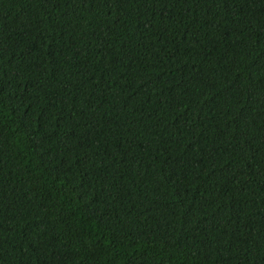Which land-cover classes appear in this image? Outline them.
I'll return each instance as SVG.
<instances>
[{
	"label": "trees",
	"instance_id": "obj_1",
	"mask_svg": "<svg viewBox=\"0 0 264 264\" xmlns=\"http://www.w3.org/2000/svg\"><path fill=\"white\" fill-rule=\"evenodd\" d=\"M0 264H264V0H0Z\"/></svg>",
	"mask_w": 264,
	"mask_h": 264
}]
</instances>
